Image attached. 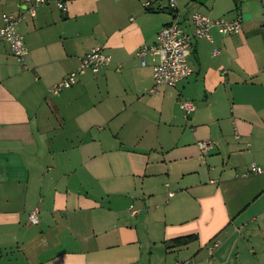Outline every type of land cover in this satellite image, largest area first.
<instances>
[{"label": "crops", "instance_id": "obj_1", "mask_svg": "<svg viewBox=\"0 0 264 264\" xmlns=\"http://www.w3.org/2000/svg\"><path fill=\"white\" fill-rule=\"evenodd\" d=\"M143 1L48 0L18 24L30 70L0 40V264H264V0H180L186 31L193 12L242 31L196 40L155 93L138 52L175 12ZM21 10L0 0V24ZM94 48L113 62L51 95Z\"/></svg>", "mask_w": 264, "mask_h": 264}, {"label": "built area", "instance_id": "obj_2", "mask_svg": "<svg viewBox=\"0 0 264 264\" xmlns=\"http://www.w3.org/2000/svg\"><path fill=\"white\" fill-rule=\"evenodd\" d=\"M179 1L167 0L168 9L175 12L174 18L159 30L153 44L143 45L138 52L142 65H147L149 57L153 64L154 86L151 92L154 93L160 86L176 87L192 75L193 69L190 66L188 58L191 55L196 40L207 39L209 42L214 43V30L221 35H237L242 31L241 17L233 19L211 18L200 12H193L186 18L187 25L191 29L190 31H186L184 23L178 15ZM47 2L48 0H20V7H22L20 13H3L1 15L0 40L8 42L11 53L27 70H30L27 61L29 51L24 35L18 30V24L27 16H36L38 7ZM57 5L60 9L66 10L63 2L58 1ZM142 5L145 8H150L151 1L144 0ZM218 53L217 49L213 50L214 55ZM112 62V57L105 53L102 48H94L82 56L79 65L59 82L53 84L48 89V92L51 95L60 94L64 89L76 84L79 76L88 71L97 74L102 68L110 65ZM178 104L185 114H190L196 108L195 103L189 99H182ZM197 145L200 152L204 155L214 148V144L209 140H199ZM250 172L260 174L264 172V168L253 163L251 164ZM173 195L174 192L168 193L169 197ZM130 208L131 210L133 209L132 206ZM132 211L134 212V210ZM28 220L33 224L38 223V207H35L28 213ZM216 245L215 243L213 247ZM177 264H192V262L184 261Z\"/></svg>", "mask_w": 264, "mask_h": 264}, {"label": "trees", "instance_id": "obj_3", "mask_svg": "<svg viewBox=\"0 0 264 264\" xmlns=\"http://www.w3.org/2000/svg\"><path fill=\"white\" fill-rule=\"evenodd\" d=\"M195 236H187V237H180L173 240L176 245H182L188 243L192 240Z\"/></svg>", "mask_w": 264, "mask_h": 264}, {"label": "rangeland", "instance_id": "obj_4", "mask_svg": "<svg viewBox=\"0 0 264 264\" xmlns=\"http://www.w3.org/2000/svg\"><path fill=\"white\" fill-rule=\"evenodd\" d=\"M149 63V62H148Z\"/></svg>", "mask_w": 264, "mask_h": 264}]
</instances>
